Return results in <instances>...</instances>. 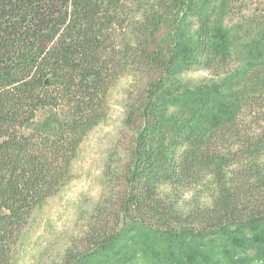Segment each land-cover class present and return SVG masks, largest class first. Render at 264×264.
Returning a JSON list of instances; mask_svg holds the SVG:
<instances>
[{"label":"trees","instance_id":"16d2710c","mask_svg":"<svg viewBox=\"0 0 264 264\" xmlns=\"http://www.w3.org/2000/svg\"><path fill=\"white\" fill-rule=\"evenodd\" d=\"M235 3L0 0V264H17L124 76L108 194L59 264H130L139 238L164 242L167 264H264V16ZM230 20L245 30L232 40ZM208 179L211 204L186 209Z\"/></svg>","mask_w":264,"mask_h":264},{"label":"rangeland","instance_id":"374dc122","mask_svg":"<svg viewBox=\"0 0 264 264\" xmlns=\"http://www.w3.org/2000/svg\"><path fill=\"white\" fill-rule=\"evenodd\" d=\"M234 8L235 11L242 9L246 16H264V0H237ZM241 16L239 13L234 19ZM228 23L231 26L230 40L244 34L245 30L236 26L234 20ZM239 40L240 43L243 41ZM240 61H244L242 55ZM207 75L206 71H186L182 78L196 83ZM131 81L130 76H124L111 88L108 116L81 144L79 154L72 164L71 182L33 211L21 236L17 264H59L71 241L87 230L94 208L108 194L107 167L124 127L126 91ZM215 191L213 180L208 179L197 191L186 195L185 208L196 199L201 206H209ZM217 241L219 239L211 243ZM163 243H145L141 238L136 239L132 243L134 250L131 252L135 257L130 264H167L168 257L163 254ZM174 250L179 252L181 247L174 246ZM247 252L252 255L253 248ZM107 260L114 262L104 264H117L115 257Z\"/></svg>","mask_w":264,"mask_h":264}]
</instances>
